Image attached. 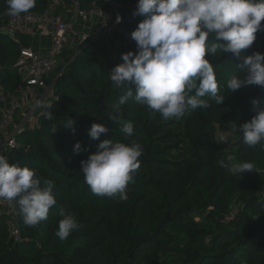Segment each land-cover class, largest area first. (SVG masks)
Masks as SVG:
<instances>
[{"label": "trees", "instance_id": "1", "mask_svg": "<svg viewBox=\"0 0 264 264\" xmlns=\"http://www.w3.org/2000/svg\"><path fill=\"white\" fill-rule=\"evenodd\" d=\"M52 1L36 0L27 13L42 14ZM79 1L83 8L109 9L104 0ZM64 3L70 5L71 0ZM7 9V0H0V27L9 22ZM144 19L135 15L127 26V50L114 56L103 40L70 48L46 80L54 86L50 109L54 119L48 120L45 110L38 126L19 131L16 148L3 155L10 164L35 169L51 180L56 205L46 220L26 226L18 204L12 202L21 236L13 238L6 214L0 216V264H103L100 258L91 257L87 246L108 251L109 264H264V148L245 145L238 130L264 109V86L247 85L234 93L227 88L233 74L241 78L246 74L237 66L244 58L257 51L264 54V31L257 33L256 41L239 57L219 51L206 57L215 69L219 94L225 99L222 104L205 97L209 108L164 121L129 99L121 112L124 120L134 123L135 135L125 139L109 113L127 86L115 88L109 74L123 63V53L137 51L131 34ZM32 43V37L23 32H0V90L6 94H14L21 83L15 66L21 51ZM253 100L260 102L256 110ZM69 119L75 121V133L66 126ZM93 123L109 129L99 140L89 136ZM218 133L238 137L233 146L236 153L222 149ZM106 139L125 143L135 139L142 144L140 168L124 201L118 194L94 195L81 171V161L97 152ZM78 141L86 150L75 154ZM229 156L238 163H253V171L233 175L219 167L218 161ZM231 205L238 207L234 218ZM61 210L80 224L66 240L56 235ZM201 216L204 221H198ZM80 250L81 259L77 258Z\"/></svg>", "mask_w": 264, "mask_h": 264}, {"label": "clouds", "instance_id": "2", "mask_svg": "<svg viewBox=\"0 0 264 264\" xmlns=\"http://www.w3.org/2000/svg\"><path fill=\"white\" fill-rule=\"evenodd\" d=\"M35 4L36 0H7V15L27 13ZM135 14L145 17L131 34L137 51L123 53V63L109 74L115 88L127 86L109 113L125 139L135 135L134 123L122 118L121 106L129 99L146 106L153 116L159 114L164 121L180 120L190 111L209 108L205 97L222 104L225 99L219 94L215 69L206 57L215 56L218 51L239 57L256 41L257 33L264 31V0H138ZM121 19L117 17V23ZM237 66L246 74L243 78L231 76L227 82L230 92L247 85L264 86V54L257 51ZM252 103L256 110L260 102ZM37 106L45 107L40 101ZM51 107L48 104L45 111L50 121L54 119ZM74 124L71 119L66 122L75 133ZM238 130L245 145L264 148V109H259ZM108 131L105 125L93 123L89 136L99 140ZM85 150L79 141L74 145L75 154ZM142 154V144L135 139L130 143L103 140L97 152L81 161L84 181L94 195L118 194L121 201L127 200V188L140 168L138 158ZM218 165L233 175L254 169L253 163H238L232 156L219 160ZM52 188L53 182L38 175L35 169L10 164L8 158L0 155V200L18 204L26 226L48 218L49 210L56 205ZM61 216L56 235L66 240L80 224L64 210Z\"/></svg>", "mask_w": 264, "mask_h": 264}, {"label": "built area", "instance_id": "3", "mask_svg": "<svg viewBox=\"0 0 264 264\" xmlns=\"http://www.w3.org/2000/svg\"><path fill=\"white\" fill-rule=\"evenodd\" d=\"M109 9L105 10L98 6L83 8L79 0H71L69 5L76 19L63 22L56 14V10L64 5V0H53L47 10L42 14L25 13L18 16H10L9 22L0 27V32L14 35L17 32L35 26L49 29L52 37V48L46 52H38L32 49H23L15 66L21 78V83L14 94H6L0 90V153H6L17 146L16 136L20 130L15 126L16 117L23 111L24 97L34 93L37 88H47V79L57 68L63 54L70 48H77L83 44L100 41L110 44L111 53L115 56L124 49L126 40L121 41L118 37L127 36V26L136 15L138 0L133 5L118 3L115 0H104ZM111 19L95 32L83 33L76 28L77 21H87L92 17ZM117 17L121 22L117 23ZM118 36V37H115ZM114 42V43H113ZM24 126V124L22 125ZM231 218L237 215L238 207L231 205ZM6 214V225L10 234L16 240L20 239V229L17 224V211L12 202L0 200V216Z\"/></svg>", "mask_w": 264, "mask_h": 264}, {"label": "crops", "instance_id": "4", "mask_svg": "<svg viewBox=\"0 0 264 264\" xmlns=\"http://www.w3.org/2000/svg\"><path fill=\"white\" fill-rule=\"evenodd\" d=\"M136 1V0H135ZM56 14L63 22H69L75 20L76 17L72 12L68 4H64L56 10ZM112 16L108 15L106 18L92 17L87 21H77L76 28L83 33L95 32L102 27L111 19ZM24 34H28L32 37L33 43L29 49L34 51L46 53L52 48V37L49 29H42L39 26L27 28L22 31ZM115 37H118L115 35ZM129 33L127 31L126 37H118L121 41L127 40ZM54 86L48 85L47 88H37L34 93L26 94L24 97L25 107L22 112L16 117L15 126L23 129H34L38 126V119H34L35 115H40L46 110V106L51 104L54 99ZM37 101H40L45 107L37 106ZM26 115V116H24ZM28 115V116H27ZM2 118V112L0 109V120ZM24 124V126H22ZM4 153L1 152L0 155Z\"/></svg>", "mask_w": 264, "mask_h": 264}, {"label": "rangeland", "instance_id": "5", "mask_svg": "<svg viewBox=\"0 0 264 264\" xmlns=\"http://www.w3.org/2000/svg\"><path fill=\"white\" fill-rule=\"evenodd\" d=\"M125 47H126V45H125ZM125 47H124V49H125ZM125 50H127V49H125ZM61 64H62L61 61H59L56 65L57 68ZM134 106H137V104H135ZM24 116H26V115H24ZM34 119H38V115H35ZM229 124L231 125V127L233 126L232 122H229ZM230 125H228V126H230ZM227 128H230V127H227ZM218 134H219L218 135L219 145L222 147V149L225 151L236 153V149L233 146H234V142H236L238 137L232 133L231 134H229V133H227V134L218 133ZM198 221H204V218L201 216V217H199ZM72 233H74V232H72ZM87 247H88V251L90 252L91 257L93 259L100 258L101 262H103V264L111 263V259H112L111 254L108 251H106L105 249L100 248L98 246H91V247L87 246ZM87 247H85V248L87 249ZM83 250L78 251L77 258H80V259L83 258Z\"/></svg>", "mask_w": 264, "mask_h": 264}]
</instances>
